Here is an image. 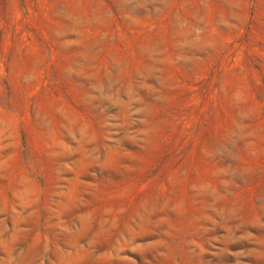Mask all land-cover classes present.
Here are the masks:
<instances>
[{
    "label": "rangeland",
    "instance_id": "obj_1",
    "mask_svg": "<svg viewBox=\"0 0 264 264\" xmlns=\"http://www.w3.org/2000/svg\"><path fill=\"white\" fill-rule=\"evenodd\" d=\"M0 264H264V0H0Z\"/></svg>",
    "mask_w": 264,
    "mask_h": 264
}]
</instances>
